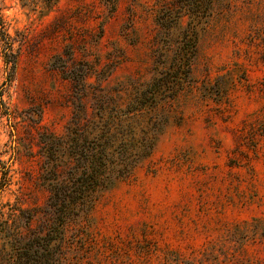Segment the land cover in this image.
<instances>
[{"label": "rangeland", "instance_id": "374dc122", "mask_svg": "<svg viewBox=\"0 0 264 264\" xmlns=\"http://www.w3.org/2000/svg\"><path fill=\"white\" fill-rule=\"evenodd\" d=\"M210 1L209 14L193 21L195 82L178 96L182 120L132 179L99 197L88 221L66 226L72 264H229L220 255L205 261L215 243L228 258H264L263 245L248 241L242 255L226 240L235 224L264 219V134L254 124L264 123V0ZM187 3L0 0L11 42L5 51L0 40L2 218L19 207L32 210V230L48 227L44 163L69 158L70 142L59 140L85 125L96 97L125 101L168 68L193 17ZM208 83L227 94L203 97Z\"/></svg>", "mask_w": 264, "mask_h": 264}, {"label": "trees", "instance_id": "16d2710c", "mask_svg": "<svg viewBox=\"0 0 264 264\" xmlns=\"http://www.w3.org/2000/svg\"><path fill=\"white\" fill-rule=\"evenodd\" d=\"M210 3V0H188L186 7L193 17L187 23L167 69L140 85L125 101L108 95L96 97L85 125L78 122L75 129H66L68 134L59 141L60 146L70 142V151L66 150L69 158L65 162L58 159L52 165L48 161L44 163L47 205L53 213L45 230H32V210L11 207L12 212L7 218H2L0 211V264H72L67 256L66 226L76 222L78 217L88 221L99 197L118 183L132 179L136 168L151 156L168 126L182 120L176 109L178 96L183 87L190 88L195 82L192 62L197 53V33L193 21L209 14ZM166 18L169 21L171 13ZM0 40L4 42L5 51L11 50L1 17ZM4 59L6 64L10 62L5 52ZM228 88L208 83L202 88V96H217L219 101L227 94ZM254 124L257 131L264 134V123L256 120ZM58 163L68 164L64 171L66 175L62 177H58ZM0 166L3 170L1 190L9 179L8 168L1 162ZM16 210L18 215L13 213ZM227 232L226 240L236 246L233 252L241 251L240 254L246 255L242 247L248 241L263 245L264 249V219L251 218L249 222L235 224ZM205 254V261L211 263L220 255L224 257L221 262L227 259L229 264H264V258H228L222 243L210 245Z\"/></svg>", "mask_w": 264, "mask_h": 264}]
</instances>
